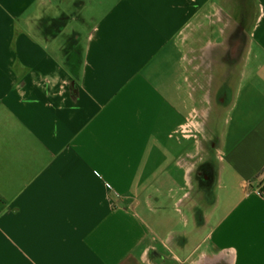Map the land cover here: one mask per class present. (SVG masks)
Instances as JSON below:
<instances>
[{
    "label": "crops",
    "instance_id": "0c3cea01",
    "mask_svg": "<svg viewBox=\"0 0 264 264\" xmlns=\"http://www.w3.org/2000/svg\"><path fill=\"white\" fill-rule=\"evenodd\" d=\"M58 1L0 0V264H264V19L218 141L227 0H84L79 77Z\"/></svg>",
    "mask_w": 264,
    "mask_h": 264
},
{
    "label": "water",
    "instance_id": "95a60500",
    "mask_svg": "<svg viewBox=\"0 0 264 264\" xmlns=\"http://www.w3.org/2000/svg\"><path fill=\"white\" fill-rule=\"evenodd\" d=\"M226 5L228 25L221 42L212 47L208 57L214 74L211 82L212 134L213 140L218 141L224 136L225 120L234 107L238 90L249 75L252 29L264 19V7L258 0H227ZM218 146L217 150H221L222 144Z\"/></svg>",
    "mask_w": 264,
    "mask_h": 264
},
{
    "label": "trees",
    "instance_id": "16d2710c",
    "mask_svg": "<svg viewBox=\"0 0 264 264\" xmlns=\"http://www.w3.org/2000/svg\"><path fill=\"white\" fill-rule=\"evenodd\" d=\"M84 0H73L58 16L44 14L36 21L47 38H56L64 65L79 77L84 62L87 33L91 23L82 14Z\"/></svg>",
    "mask_w": 264,
    "mask_h": 264
},
{
    "label": "flooded vegetation",
    "instance_id": "af4514ba",
    "mask_svg": "<svg viewBox=\"0 0 264 264\" xmlns=\"http://www.w3.org/2000/svg\"><path fill=\"white\" fill-rule=\"evenodd\" d=\"M206 174H207V180L209 183L212 182V180L214 179V171L212 167H207L206 169Z\"/></svg>",
    "mask_w": 264,
    "mask_h": 264
},
{
    "label": "rangeland",
    "instance_id": "374dc122",
    "mask_svg": "<svg viewBox=\"0 0 264 264\" xmlns=\"http://www.w3.org/2000/svg\"><path fill=\"white\" fill-rule=\"evenodd\" d=\"M64 3H63V5L64 6H66L67 4H68V6H67V8L69 7V5H70V3L72 2V0H64L63 1ZM54 3L56 4V5H58V4H60V2L58 1V0H54ZM61 5L62 4H60V10H61ZM59 8H57V10H58ZM188 49H189V47H188ZM194 54V53H193ZM192 54V55H193ZM197 53H195L194 55H196Z\"/></svg>",
    "mask_w": 264,
    "mask_h": 264
},
{
    "label": "built area",
    "instance_id": "2783aa9c",
    "mask_svg": "<svg viewBox=\"0 0 264 264\" xmlns=\"http://www.w3.org/2000/svg\"><path fill=\"white\" fill-rule=\"evenodd\" d=\"M260 189H261L262 194L264 195V173H263V178L261 179Z\"/></svg>",
    "mask_w": 264,
    "mask_h": 264
}]
</instances>
